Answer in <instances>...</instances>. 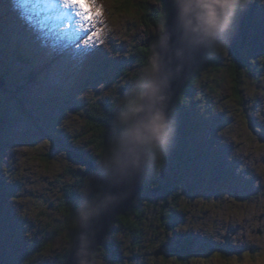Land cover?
Returning a JSON list of instances; mask_svg holds the SVG:
<instances>
[{"label":"rangeland","instance_id":"obj_1","mask_svg":"<svg viewBox=\"0 0 264 264\" xmlns=\"http://www.w3.org/2000/svg\"><path fill=\"white\" fill-rule=\"evenodd\" d=\"M96 3L103 10L102 35L84 47L85 33L43 23L38 8H22L19 0H0V72L23 87L20 94L9 85L0 87V108L7 105L0 110V264H59L70 249V231L55 235L65 219L61 205L73 197V209L93 174L68 150L96 158L85 113L94 105L118 103L123 87L135 80L128 59L133 46L157 30L145 31L138 15L119 9L117 0ZM245 8L230 42L248 62L241 73L242 99L234 95L227 48L220 53L223 69L204 73L195 90L193 106L205 122L201 137L185 141V150L175 147V140L167 156L168 161L184 156L174 153L183 149L188 160L179 204L166 206L176 214L171 224L164 218L159 227L155 210L146 213L140 243L119 237L111 256L117 254L123 264H173L154 255L162 244L173 247L184 236L225 254L210 247L203 255L196 251L198 264H264V0ZM21 51L40 63L35 70L21 62ZM31 71L36 81L24 78ZM48 85L70 94L67 105L69 95ZM118 234L113 232L109 242ZM105 258L100 252L95 264Z\"/></svg>","mask_w":264,"mask_h":264},{"label":"clouds","instance_id":"obj_2","mask_svg":"<svg viewBox=\"0 0 264 264\" xmlns=\"http://www.w3.org/2000/svg\"><path fill=\"white\" fill-rule=\"evenodd\" d=\"M145 63L119 98L92 179L69 218L74 264H95L96 226L167 158L177 134L175 85L201 59L230 47L236 17L252 0H167Z\"/></svg>","mask_w":264,"mask_h":264},{"label":"trees","instance_id":"obj_3","mask_svg":"<svg viewBox=\"0 0 264 264\" xmlns=\"http://www.w3.org/2000/svg\"><path fill=\"white\" fill-rule=\"evenodd\" d=\"M119 9L124 10L125 12H135L138 15V21L140 26H142L145 31H148L149 29H158L160 27V24L162 22V19L165 16L166 11L168 10L169 6L166 4H163L161 0H117ZM155 4V5H154ZM245 9L239 11L238 17L243 16L245 13ZM244 20V19H243ZM152 38L143 39L141 42L135 44L132 49V53L129 56V62L134 71H136V74L133 79L136 78L137 73L140 70V68L143 66V64L146 61L150 45L152 42ZM229 51V58L227 59L230 64H228L227 68H231L229 72H231L232 79L234 81V95L237 96L240 100L242 99V81H241V73L243 69L245 68L246 64L248 62L244 61L238 53V47L237 46H231L228 48ZM21 50V49H20ZM32 54H26L22 51L20 54H18L19 59H21V62L27 66L32 67L33 70H35L36 67L39 66V62L36 60L33 61V58L31 57ZM31 60V62H30ZM39 63V64H38ZM222 64V57L221 54H216L210 57H207L205 61H203L200 66L196 69L194 74L189 78L186 88L181 93V96L179 97V101L176 105L173 106L172 111L176 114L177 120H178V126H177V134H176V145L177 148H183L184 150L189 148L188 145H186L185 141L188 139L191 140L195 137L199 136L201 137V130L203 129V126L205 122L197 118L198 110H196L194 104V94L196 87L198 86L199 79L202 77V75L206 72H220L223 69ZM111 65L107 66L108 70H111ZM32 70V71H33ZM245 70V69H244ZM30 72L29 76L24 77L26 78V81H36V79L33 78L35 75L34 72ZM125 75V72H123ZM0 79H3L6 86H11L14 88V91L17 92V94L21 93L22 86H14L15 79L13 76L8 75L6 71L0 72ZM5 86V87H6ZM49 87V85H48ZM131 87V84L129 86L123 87V92L125 93L128 88ZM45 88V87H44ZM16 89V90H15ZM49 89H51L49 87ZM56 94H61L63 92H66L64 90L59 89H51ZM13 91V90H11ZM24 92V91H23ZM120 92V91H119ZM69 95V98L65 101L64 105H67V102L71 99L70 94L66 92ZM121 95L119 94V98ZM27 100L31 102V96H25ZM117 105V104H116ZM116 105L111 106L109 108L107 107H101V106H91L88 108V111L85 113L87 126L91 128L92 130V140L90 141V145L92 147L93 151H96L97 154L96 158L93 157L91 160H86L83 157V153L81 152H70L69 154L73 155V157L78 160L81 163H84L87 171L89 173H95L97 170V166L95 165V161L98 160L104 150V147L107 143V136H108V129L110 126V120L113 114V111L116 107ZM2 105L0 110H2ZM181 149V151H174V153H177V155L184 154V156H177L172 158L168 161V157L163 160L156 169L146 177V179L143 182V187L141 190L140 195L134 202L132 208L130 209L129 213L126 215H122L117 217L116 221L113 223L112 227L109 230V233L104 240L103 246L100 249V252H104V255H108L109 258L103 259L104 264H123L124 260L117 258V254H111L115 251L119 245L117 244L119 237L124 238H130V240L135 243H140L142 241V232L145 230V214L149 213V211L155 210L156 215V221L159 227H162V219H167L169 222L168 225L171 224L173 216L176 214L175 208H171V210L166 211V206L168 203H173L176 206L179 204V194L178 192L181 187L184 184V181L186 180V176L183 175V169L186 168L187 165V159L186 154ZM193 151L190 149L189 154H192ZM176 156V155H175ZM185 162L183 164V167L180 165L182 162ZM193 161V160H191ZM191 162L189 161V164ZM168 167L170 169H168ZM182 167V169H181ZM189 168V167H188ZM187 168V169H188ZM186 169V171H187ZM161 172H165L167 174V177L165 180H163ZM1 182V181H0ZM152 195L153 198H150L149 196ZM147 196V197H146ZM149 197V199H148ZM73 197L69 201L66 202V204L61 205L60 212L64 216V222L61 228L58 229L56 232V236H60L65 231H70V235L68 236L69 241L68 243L71 245L72 240L75 236V232L71 229L69 224V218L70 214L72 212L71 205H72ZM152 203H159L157 206L148 205ZM74 203V201H73ZM143 204V208H145V211H139L141 208L137 210L138 206H141ZM175 219V218H174ZM144 224V225H143ZM69 226V227H68ZM119 230V234L117 237L113 239L114 243H110L109 236ZM123 234V235H122ZM188 241L190 246H185L186 251L191 252V254H194L193 249L198 251L197 249H200L202 247H210L209 244H206L205 246H197L196 245V239L194 237H189ZM187 241V243H188ZM166 244H162L158 251L161 249H164ZM130 248H132V244L129 245ZM139 248V247H138ZM73 252L72 248L67 251V253L59 260V264H66L68 262V258L70 254ZM99 252V253H100ZM165 252V250H164ZM200 252V251H199ZM206 252V251H203ZM97 253L94 256L95 262L97 261V256L99 255ZM127 253H129L127 251ZM138 253V251H137ZM162 257V256H161ZM160 257V258H161ZM154 258L157 259L154 255ZM135 260H131V263H134Z\"/></svg>","mask_w":264,"mask_h":264},{"label":"snow or ice","instance_id":"obj_4","mask_svg":"<svg viewBox=\"0 0 264 264\" xmlns=\"http://www.w3.org/2000/svg\"><path fill=\"white\" fill-rule=\"evenodd\" d=\"M22 8H38L37 15L43 14V23L51 21L60 30L75 28L85 33L83 46H93L100 41L102 29V7L96 0H19Z\"/></svg>","mask_w":264,"mask_h":264},{"label":"water","instance_id":"obj_5","mask_svg":"<svg viewBox=\"0 0 264 264\" xmlns=\"http://www.w3.org/2000/svg\"><path fill=\"white\" fill-rule=\"evenodd\" d=\"M207 58V57H206ZM206 58L201 59L189 72L187 73L186 77L176 84L175 87V95L173 96V100L171 103V110L174 105L177 104L179 101V97L181 93L186 88L187 82L189 78L194 74L196 69L200 66V64L206 60ZM0 87H5V82L3 79H0ZM163 180L166 179L167 174L165 172H161ZM144 182V181H143ZM143 182L136 186L135 191L131 194V196L126 199L123 203H121L118 207H116L113 211H111L108 215H106L100 223L96 226V244L94 248V256L100 252L101 247L103 246L104 240L106 239L110 228L112 227L113 223L116 221L117 217L124 216L129 213L130 209L132 208L134 202L138 198L141 193ZM164 249L157 251L155 253V257L159 258L164 256L165 252ZM66 264H74V252H72L68 258V262Z\"/></svg>","mask_w":264,"mask_h":264},{"label":"flooded vegetation","instance_id":"obj_6","mask_svg":"<svg viewBox=\"0 0 264 264\" xmlns=\"http://www.w3.org/2000/svg\"><path fill=\"white\" fill-rule=\"evenodd\" d=\"M189 237H182V241L180 242H177V244L173 247H165V254L164 256L161 257L160 260H162L163 262H166L168 263L169 261H171V263L173 264H198L199 263V259L197 258L198 254L200 255H203V251H207L208 250V247H202L200 249H197L198 251V254L195 256V252L196 250L193 249L194 251V254L192 255L191 252H188L186 251V247L185 246H190L188 244H190L189 242L191 241H188ZM199 240V238H198ZM188 241V243H187ZM206 244H209V243H204L203 246H205ZM210 245V244H209ZM218 246H215V247H210L209 249L212 251H220L222 253V255L224 256V252L223 250L221 249H217ZM230 249H228L229 251ZM238 251V250H237ZM236 251V252H237ZM164 264V263H162Z\"/></svg>","mask_w":264,"mask_h":264},{"label":"bare ground","instance_id":"obj_7","mask_svg":"<svg viewBox=\"0 0 264 264\" xmlns=\"http://www.w3.org/2000/svg\"><path fill=\"white\" fill-rule=\"evenodd\" d=\"M108 27V26H107ZM32 29V28H31ZM112 33V32H111ZM81 48V47H80ZM91 51V50H90ZM89 52V51H88ZM71 55V54H70ZM65 56V55H64ZM60 64V63H59ZM246 198V197H245ZM225 251V250H224ZM244 254V253H243ZM242 257V256H241ZM244 260V259H243Z\"/></svg>","mask_w":264,"mask_h":264}]
</instances>
